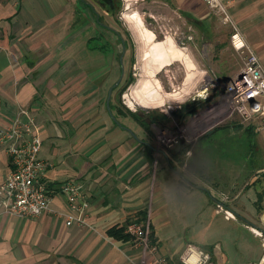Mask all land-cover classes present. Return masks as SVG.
<instances>
[{"label": "crops", "instance_id": "0c3cea01", "mask_svg": "<svg viewBox=\"0 0 264 264\" xmlns=\"http://www.w3.org/2000/svg\"><path fill=\"white\" fill-rule=\"evenodd\" d=\"M174 4L199 30L204 43L228 30L214 27L200 0H174ZM90 7L91 0H0V128L21 111L35 120L42 140L39 157L51 165L45 182L54 192L53 212L37 218L9 217L0 208V264H147L149 257L130 236L122 239L109 233L115 229L124 235L131 222L148 230L150 246L170 264H179L187 244L203 249L214 264H257L263 248L252 229L264 236V168L254 171L246 165L247 171L236 177L235 166L210 160L214 156L200 160L196 145L189 143L179 151L185 158L179 171L161 156L166 162L158 179L156 169L150 174L147 160L157 156V150L143 140L142 128L129 127L135 130L129 133L109 116L89 132L77 128L74 111L82 107L79 94L89 96L91 83L74 67L72 43L109 34L100 16L89 13ZM229 16L232 32L244 36L264 67V0H230ZM182 51L189 60L187 54L193 56L190 47ZM219 70L217 87L225 86L238 72L226 64ZM196 78L184 79V92L197 87ZM103 88L88 110L102 103ZM254 124L243 129L258 136L264 147V129L256 131ZM192 130L200 140L212 132H198L197 123ZM11 169L6 148L0 144V184ZM65 183L80 187L77 199L87 205L91 229L67 227L54 213L68 208L59 194ZM216 203L234 219L217 213Z\"/></svg>", "mask_w": 264, "mask_h": 264}, {"label": "rangeland", "instance_id": "374dc122", "mask_svg": "<svg viewBox=\"0 0 264 264\" xmlns=\"http://www.w3.org/2000/svg\"><path fill=\"white\" fill-rule=\"evenodd\" d=\"M117 1L119 2V7L114 19L106 16L98 8L96 5L99 4L97 0H91V3L104 24L116 28L123 36H131V39L127 37L129 46L124 59V78L127 75L129 78H133V81L125 85L121 93V96L126 95L133 100L130 101L131 108H129L131 110L122 105V97L117 99L114 98L113 94L108 108H105L103 104L109 85L113 84L119 76V70H113L107 85L103 88V93L101 92L102 103L99 106L88 110L87 108L94 102L93 97L90 95L86 96V94L80 96L79 94L82 107L76 108V111H74V115H76L74 123L77 128L83 129L85 127L86 132H89L92 130L91 128L98 126L100 119L104 120L109 116L119 122L118 126L120 129L123 128V130L132 133L135 130L129 127L140 129V126L137 125L136 120L131 117L129 112L142 114L144 121L142 123H146L149 129V131H144L143 140L149 146L155 148L157 151L154 153L158 154L157 156L154 154L155 159L153 158L152 160L147 157L148 165L149 167L151 166L149 172L152 175L154 169H156L158 171L156 174L158 179L162 177L163 173L161 171L163 167L161 166L165 165L166 162L161 156L164 154L167 161L173 164V168L179 171L180 166L185 161L184 155L182 156L179 151L185 145L190 144L196 145V158L200 156V160H204L208 156H214L210 160H217L227 166H235L236 169L233 171L236 177L247 171L246 165L252 167L254 171L264 168V147L258 141V136L249 135L243 129L245 126L248 127L249 124H243L238 116L226 106L223 98L224 86L222 87L221 84L219 87L214 86V83L219 80V68H222L224 64L230 67L234 66L238 69V72L243 65L241 55L236 53L230 44V36L233 34L232 29L229 27L230 25L223 24L221 19L205 6L212 17L214 27L217 30L219 27H226L228 30L218 32L215 36H212L213 39H210V42L204 43L199 40V38L201 39L199 30L190 25L178 13L174 0H169L168 2L166 0ZM88 11L95 17L91 7ZM85 12L87 11L85 10ZM134 13L140 16L141 23L144 25H142L143 28L154 33L156 42L171 38L176 47L181 50L185 47H190L191 50H194V58L187 54L192 61L193 69L189 70L183 62H175L162 68L154 76L155 78H150L151 82L157 81L160 86V94L164 96L165 104L161 107L147 108L138 103V96L135 94L138 91L137 87L139 84L149 80L146 63L150 60L148 58L150 49L147 46L150 43L146 44L141 38V30L136 28L135 24L127 18ZM90 33H93V29ZM106 36H109V34H106ZM242 37L246 41L244 36ZM124 38L126 39V37ZM180 43H183L184 46ZM194 43H197L196 49ZM246 43L250 46L247 41ZM151 46L150 44V48ZM193 77H197L196 79L199 81L197 87L190 88L184 92L182 88L184 79L190 80ZM221 82L224 83L225 80ZM198 86H201V88ZM195 123H197L198 132L203 130L212 132L200 140L199 135L195 136L192 130ZM107 129H109V126H107ZM135 140L137 143L141 142L139 141L140 139L136 138ZM108 143L115 144L113 142ZM120 144H124V142ZM200 150H202L203 154L199 153ZM166 168L165 166L164 169ZM229 171L231 172V170ZM253 174L255 175L254 172ZM244 176L245 174H243L242 178ZM255 176L260 177L262 174Z\"/></svg>", "mask_w": 264, "mask_h": 264}, {"label": "built area", "instance_id": "2783aa9c", "mask_svg": "<svg viewBox=\"0 0 264 264\" xmlns=\"http://www.w3.org/2000/svg\"><path fill=\"white\" fill-rule=\"evenodd\" d=\"M201 1L223 24H232L229 16L230 0ZM230 44L241 55L243 65L224 86L225 104L243 124L254 122L256 131L264 129V67L237 31L230 36ZM181 45L184 46L183 43ZM124 105L129 108L130 101L124 102ZM22 116L26 117L25 121L21 120ZM0 144L5 146L12 168L5 181L0 184L2 213L17 219H27L53 212L51 203L54 192L45 182L46 172L51 165L39 157L42 140L35 120L25 111H21L8 126L0 128ZM79 191V186L63 184L59 194L66 198L68 208L66 211L54 213L63 218L67 227L91 229L86 221L87 205L77 199ZM215 210L226 219H234L232 213L225 210L220 203H216ZM252 233L262 241L263 252L257 264H264V236L254 229ZM125 234L149 257L147 264H170L167 258L157 254L155 246H150L148 230L142 224L129 223ZM179 264L214 263L203 249L187 244L179 256Z\"/></svg>", "mask_w": 264, "mask_h": 264}, {"label": "flooded vegetation", "instance_id": "af4514ba", "mask_svg": "<svg viewBox=\"0 0 264 264\" xmlns=\"http://www.w3.org/2000/svg\"><path fill=\"white\" fill-rule=\"evenodd\" d=\"M97 1L99 3L96 4L98 8L102 10L106 16H109L111 19H114L115 13L117 12L119 7V2L117 0ZM91 9H93V13L98 19V12H96L93 7H91ZM102 26L105 27V29L109 32L111 36H85L84 40L80 41L81 44L77 41H74L72 43L74 45L72 47L73 54H75V57L73 59L74 67L77 71H81L83 74H85V70L88 71L86 75L89 76V82L91 83V97H94V95L98 92L99 88H103L107 85L112 71L118 69L119 76L117 80L113 84L109 85L107 89L105 106L107 107V100L109 98L108 102L110 101L112 94L114 95V98L117 99L122 97L121 103L122 105H124V102L126 101H133L126 95L121 96L125 85L133 81V78H129V76L127 75L124 78V59L129 46V41L127 37L131 39V36H123L121 32L118 31L116 28L108 27L106 25ZM124 37H126V39ZM81 59H83L84 62H81ZM82 66L84 67L83 70ZM135 115H137L140 119H135L137 125H139L140 128H142L144 131H146L142 127V122H144L142 119V114Z\"/></svg>", "mask_w": 264, "mask_h": 264}, {"label": "bare ground", "instance_id": "6f19581e", "mask_svg": "<svg viewBox=\"0 0 264 264\" xmlns=\"http://www.w3.org/2000/svg\"><path fill=\"white\" fill-rule=\"evenodd\" d=\"M127 18L135 24L136 28L141 30V37L144 41L152 45L148 55L150 60L146 63L149 80L140 83L137 87L138 91H136L135 94L138 96V103L147 108L161 107L165 104L164 96L160 94V86L157 81L153 80L154 82H151L150 78H155L154 76L161 71L162 68L170 66L175 62L185 63V66L189 70L193 69V65L185 53L175 46L171 38H166L167 40L165 39V41L155 43L154 33L143 28L137 13Z\"/></svg>", "mask_w": 264, "mask_h": 264}, {"label": "trees", "instance_id": "16d2710c", "mask_svg": "<svg viewBox=\"0 0 264 264\" xmlns=\"http://www.w3.org/2000/svg\"><path fill=\"white\" fill-rule=\"evenodd\" d=\"M129 113H130V115L133 117V119L140 120L139 117H138L137 115H135V114H133V113H131V112H129ZM140 123H141V122H140ZM142 127H143L146 131H148V127H147V125H146L145 123H142ZM185 149H186V148H182V149H180V152H183ZM109 233H110V235L113 236V237H117V236L120 235V236H121L120 238H122V239H123V238H124V239H125V238H128L127 235H125V234L122 235V234H123V231H122V230L119 231V230H115V229H114V230H111Z\"/></svg>", "mask_w": 264, "mask_h": 264}, {"label": "water", "instance_id": "95a60500", "mask_svg": "<svg viewBox=\"0 0 264 264\" xmlns=\"http://www.w3.org/2000/svg\"><path fill=\"white\" fill-rule=\"evenodd\" d=\"M108 100H109V98H108ZM108 100H107V108H108Z\"/></svg>", "mask_w": 264, "mask_h": 264}]
</instances>
